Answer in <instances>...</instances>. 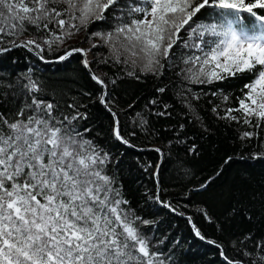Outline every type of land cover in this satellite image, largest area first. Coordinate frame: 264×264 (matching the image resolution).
<instances>
[{
  "label": "snow or ice",
  "instance_id": "6c2138e0",
  "mask_svg": "<svg viewBox=\"0 0 264 264\" xmlns=\"http://www.w3.org/2000/svg\"><path fill=\"white\" fill-rule=\"evenodd\" d=\"M109 18L114 21L109 31L87 33L89 24ZM81 31L90 47H66L57 60L81 54L83 66L100 87L98 101L113 117L112 134L122 144L135 147L128 137L137 133L122 134L112 110L120 77L91 71L88 54L100 47L108 51L93 52L94 58L100 57L98 64L123 66L124 75L136 80L142 74L163 75L165 64L168 69L181 66L177 75L189 84L249 76L239 107L226 109L220 118L242 121L252 129L240 134L242 141L259 136L256 130L264 124V0H0V53L22 47L43 61L45 51L66 46ZM29 32L32 38L21 39ZM92 37L99 38V44ZM24 81L17 85L23 97L19 107L0 111V264H165L140 229L154 222L127 207L108 172L110 154L86 137L90 128L78 127L87 119L80 109L87 106L74 98L67 105L71 111H65L59 100L46 97L42 82L31 75ZM0 95L7 97L8 92ZM167 107L157 115H171ZM136 120L142 131L148 130L140 113ZM154 151L163 156L160 147ZM262 157L264 152L255 158ZM158 167L153 172L157 186ZM155 199L176 211L160 201L158 192ZM200 211L211 222L208 213ZM191 226L196 237L206 239L195 223ZM240 243L241 258L224 256L226 264H264V239L249 234ZM217 247L223 256V246Z\"/></svg>",
  "mask_w": 264,
  "mask_h": 264
},
{
  "label": "trees",
  "instance_id": "16d2710c",
  "mask_svg": "<svg viewBox=\"0 0 264 264\" xmlns=\"http://www.w3.org/2000/svg\"><path fill=\"white\" fill-rule=\"evenodd\" d=\"M113 23L111 18L91 23L87 33L109 31ZM32 35L34 33H26L21 39L32 38ZM85 35L81 31L66 46L45 51L46 62L22 47L0 53V84L13 85L11 89L0 88V93L8 92L7 97L0 95L4 100L0 111L19 107L23 97L17 85L25 82L27 75L42 82L46 97L59 100L65 111H71L67 105L74 98L86 105L80 110L86 112L87 119L81 120L78 127L81 130L90 128L86 137L110 154L108 172L115 177L123 198L128 201L127 207L143 219L154 222L140 226L150 239L151 250L162 253L165 264H226L217 246L195 236L189 220L155 199L158 186L153 172L160 155L153 149L137 148L159 146L164 152L159 172L160 201L170 203L179 213L190 215L207 241L223 246L224 256L241 258L244 244L240 241L245 236L250 234L256 240L264 239V196L261 195L264 193V157L255 158L264 152V124L256 130L258 137L242 141L240 134L252 129L242 121L238 124L220 117L226 109L239 107L241 89L250 77L228 78L213 84H189L177 75L181 66L168 69L165 64L163 75L142 74L140 80H136L124 75L123 66L98 64L96 61L100 57L94 58L93 52L107 55L108 50L106 47L93 49L89 52L93 71L101 76L120 77L112 93L115 97L112 110L120 119L122 134L133 130L137 133L128 137L135 145L129 147L114 138L113 117L98 101L100 87L83 66L82 56L75 53L64 61L48 62L57 59L66 47H90ZM91 40L99 44V38ZM160 87L165 88L163 93L157 91ZM213 92L217 95H212ZM220 93L228 97L227 101ZM196 95L200 98L194 99ZM152 100L157 103L152 105ZM165 105L171 115H157L165 111ZM213 107H217L219 115L212 111ZM136 113L148 121L147 131L139 128ZM232 114L241 116L239 112ZM193 147L195 151H189ZM205 181H210L209 186L200 189ZM201 209L208 213L211 222ZM244 243L249 249L252 247L250 242Z\"/></svg>",
  "mask_w": 264,
  "mask_h": 264
},
{
  "label": "water",
  "instance_id": "95a60500",
  "mask_svg": "<svg viewBox=\"0 0 264 264\" xmlns=\"http://www.w3.org/2000/svg\"><path fill=\"white\" fill-rule=\"evenodd\" d=\"M33 52V51H32ZM34 54H35V52H33ZM75 54V53H74ZM79 54V53H78ZM36 55V54H35ZM81 55V54H80ZM88 59H89V54H88ZM43 61H45V60H43ZM89 61H90V59H89ZM46 62V61H45ZM49 63H54V62H61V61H58L57 59H55V60H52V61H48ZM89 71V70H88ZM91 71H93V69H92V67H91ZM94 72V71H93ZM155 147H159V146H157V145H153V146H149V147H146V148H137L138 150H146V149H153L154 150V148ZM163 151V150H162ZM160 155V154H159ZM163 158H164V152H163V156H161L160 155V161H159V163L157 164L159 167H158V172H160V166H161V163H162V160H163ZM157 165H156V168H155V170H157ZM158 179H159V176H158ZM160 181H159V186H158V194L160 193ZM160 203V202H159ZM161 204V203H160ZM163 205V204H162ZM175 213H177L179 216H181V217H183V218H185V219H187L188 220V217H191L190 215H186V214H181V213H179V212H177V211H175ZM191 223H194L193 222V220H191ZM191 223H190V225H191ZM192 227V226H191ZM203 241H205V242H207L208 243V241L205 239V240H203ZM213 245H215V246H217V244H213ZM223 257H224V255H223Z\"/></svg>",
  "mask_w": 264,
  "mask_h": 264
},
{
  "label": "bare ground",
  "instance_id": "6f19581e",
  "mask_svg": "<svg viewBox=\"0 0 264 264\" xmlns=\"http://www.w3.org/2000/svg\"><path fill=\"white\" fill-rule=\"evenodd\" d=\"M89 59H90V54H89Z\"/></svg>",
  "mask_w": 264,
  "mask_h": 264
}]
</instances>
